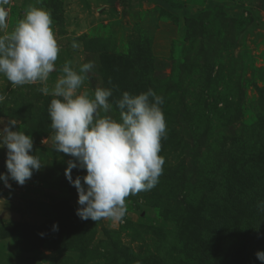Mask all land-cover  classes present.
Listing matches in <instances>:
<instances>
[{
    "label": "rangeland",
    "instance_id": "obj_1",
    "mask_svg": "<svg viewBox=\"0 0 264 264\" xmlns=\"http://www.w3.org/2000/svg\"><path fill=\"white\" fill-rule=\"evenodd\" d=\"M35 3L10 0L9 30ZM37 6L51 13L60 47L47 86L65 62L78 71L92 61L81 90L112 89L107 114L116 119L124 91L153 89L164 98L165 163L154 188L126 198L121 220L80 219L78 192L65 176L74 158L53 150V97L40 83L13 86L0 76V119L15 120L32 137L42 163L24 185L0 180V203L19 212L0 205V264H262L256 253L264 251V0ZM5 160L0 148V173H7ZM50 161L62 185L44 181ZM26 205L30 211L20 212Z\"/></svg>",
    "mask_w": 264,
    "mask_h": 264
},
{
    "label": "clouds",
    "instance_id": "obj_2",
    "mask_svg": "<svg viewBox=\"0 0 264 264\" xmlns=\"http://www.w3.org/2000/svg\"><path fill=\"white\" fill-rule=\"evenodd\" d=\"M9 3L0 0V76L13 86L40 83L39 90L53 97L48 106L53 150L74 158L67 161L65 176L78 192L77 216L95 222L121 220L127 210L126 198L154 188L163 173L164 98L151 88L138 94L124 91L116 101L119 119L113 118L107 114L112 89L97 87L93 94L81 90L94 68L92 61L81 64L78 71L71 61L65 62L50 89L47 81L60 52L51 13L37 6L42 0H36L9 30ZM72 47H78L75 41ZM0 125V148H6L7 169L0 173V180L9 188L10 179L24 185L42 167L33 155V139L17 130L15 120L0 119ZM74 168L86 174L73 179ZM53 229L58 230V224ZM256 256L264 264V251H257Z\"/></svg>",
    "mask_w": 264,
    "mask_h": 264
},
{
    "label": "trees",
    "instance_id": "obj_3",
    "mask_svg": "<svg viewBox=\"0 0 264 264\" xmlns=\"http://www.w3.org/2000/svg\"><path fill=\"white\" fill-rule=\"evenodd\" d=\"M49 156L51 157V153L48 152ZM53 161H50V163H48V166H49V169L47 167V173L45 171V175L43 177L44 181L48 184H59V185H62L64 182L63 180H60V177H61V174L57 173L56 172V169L55 170H51L50 166L52 165ZM65 166V164H63ZM54 166H52L53 168ZM60 176V177H58Z\"/></svg>",
    "mask_w": 264,
    "mask_h": 264
},
{
    "label": "crops",
    "instance_id": "obj_4",
    "mask_svg": "<svg viewBox=\"0 0 264 264\" xmlns=\"http://www.w3.org/2000/svg\"><path fill=\"white\" fill-rule=\"evenodd\" d=\"M0 205H1V207H2V206H3V207H6V212H7V213H11V212H14V211L17 210V209L14 207V204H12V202L9 203L8 201H6V203H0ZM3 207H2V208H3ZM29 207H30L29 205H26V206L22 207V209L19 210V211L22 212V213L29 212V211H30V208H29ZM17 208H19V207H17ZM34 211H35V209H34ZM14 213H15V212H14ZM16 213H19V212L16 211Z\"/></svg>",
    "mask_w": 264,
    "mask_h": 264
}]
</instances>
